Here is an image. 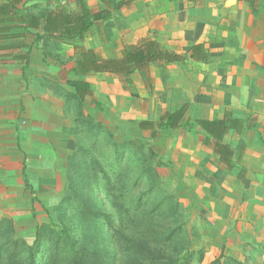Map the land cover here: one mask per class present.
<instances>
[{"label":"crops","instance_id":"crops-1","mask_svg":"<svg viewBox=\"0 0 264 264\" xmlns=\"http://www.w3.org/2000/svg\"><path fill=\"white\" fill-rule=\"evenodd\" d=\"M116 14L113 33L119 40L113 52L93 37L77 42L46 37L42 29L0 34V207L31 206L32 189L42 206H54L71 166L67 157L78 151L70 101L94 99L103 107L98 90H112L114 105L120 106L121 94L127 95L121 74H75L73 44L114 58L121 57L124 45L148 37L182 59L149 64L147 81L144 71L131 74L138 94L130 96L137 101L134 125L188 104L181 123L193 129L222 177L225 219L240 214L242 230L251 231L246 239H255L264 254V0H131ZM69 80H79V90L90 93L78 98ZM143 98L140 110L137 99ZM226 114L238 129L218 141L227 146L226 154L216 147L225 158L221 164L212 146L202 143L205 136L211 145L215 140L194 119L220 120Z\"/></svg>","mask_w":264,"mask_h":264},{"label":"rangeland","instance_id":"rangeland-1","mask_svg":"<svg viewBox=\"0 0 264 264\" xmlns=\"http://www.w3.org/2000/svg\"><path fill=\"white\" fill-rule=\"evenodd\" d=\"M82 1L92 11H109L83 41L93 37L113 52L116 0H21L20 6L40 17L77 10ZM120 28H127V17ZM122 86L127 95L120 106L112 90L97 92L104 108L94 99L70 101L78 151L68 154L60 197L45 207L32 189L31 206L0 207V264H264L240 214L225 219L222 177L193 129L150 138L134 125L135 90L124 80ZM137 100L143 110L147 98Z\"/></svg>","mask_w":264,"mask_h":264},{"label":"trees","instance_id":"trees-1","mask_svg":"<svg viewBox=\"0 0 264 264\" xmlns=\"http://www.w3.org/2000/svg\"><path fill=\"white\" fill-rule=\"evenodd\" d=\"M130 2L131 0H116L114 9L118 11L122 7L129 5ZM20 4L21 0L0 1V34L4 35V33H7L11 35L14 30H19L18 34H22V32L30 29H42L46 37L82 40L93 25L102 22L109 15L108 10L92 11L83 1L77 10H48L40 17L28 13ZM73 49L78 55L71 67L75 74L81 75L96 72L121 74L124 82L132 90H135L131 78L132 73L144 71L147 81L149 79V64H160L182 59L180 54L161 47L156 40L148 37L140 38L136 44L124 45L121 57L103 58L98 50L80 47L76 44L73 45ZM191 57L193 58V52ZM80 83L79 80L68 81V84L76 89L78 98L83 99L85 94L90 93V90H82L81 92L79 90ZM130 95L133 97L138 96L136 92ZM187 107L188 104L185 103L174 111L162 109L157 119L138 121V128L140 130H149V137L155 138L158 131L171 132L178 127L187 126V122L181 123ZM236 121V119L227 116V114L220 120L194 119V122L215 140V143L211 145L210 138L205 136L202 143L208 147L212 146L221 164L225 162L222 152L227 153V146L220 144L218 141L229 129H238ZM217 146L223 151H218L216 149ZM229 164L230 162L228 161Z\"/></svg>","mask_w":264,"mask_h":264},{"label":"bare ground","instance_id":"bare-ground-1","mask_svg":"<svg viewBox=\"0 0 264 264\" xmlns=\"http://www.w3.org/2000/svg\"><path fill=\"white\" fill-rule=\"evenodd\" d=\"M152 117V116H151Z\"/></svg>","mask_w":264,"mask_h":264}]
</instances>
